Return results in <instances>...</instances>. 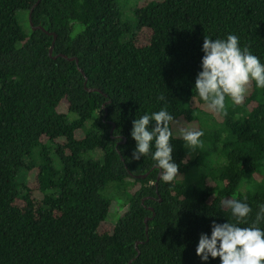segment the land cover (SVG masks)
<instances>
[{"label": "trees", "instance_id": "trees-1", "mask_svg": "<svg viewBox=\"0 0 264 264\" xmlns=\"http://www.w3.org/2000/svg\"><path fill=\"white\" fill-rule=\"evenodd\" d=\"M38 1L0 0V264H201L200 234L232 219L223 200L252 208L242 227L264 204V89L208 111L202 44L235 34L264 63V0H144L134 23L118 0ZM33 7L49 33L23 28ZM161 107L204 131L194 151L171 141V183L131 159L132 121ZM112 189L127 194L116 222Z\"/></svg>", "mask_w": 264, "mask_h": 264}, {"label": "clouds", "instance_id": "clouds-1", "mask_svg": "<svg viewBox=\"0 0 264 264\" xmlns=\"http://www.w3.org/2000/svg\"><path fill=\"white\" fill-rule=\"evenodd\" d=\"M203 56L195 77L196 96L207 110L214 114H226V98L235 105L244 102L252 82L264 89V63L247 47H241L235 34L226 38L205 37L202 44ZM165 100L163 95L158 98ZM173 125H176L175 131ZM135 147L132 160L150 157L153 166L160 170L159 179L164 183L174 182L180 165L173 157L171 141L178 137L190 151L203 146L202 128L190 123L180 125L165 107L146 112L132 121L130 131ZM222 205L230 210L231 220L223 223L213 221L210 234L201 233L196 255L201 264L219 258L220 264H264V204L258 205L255 220L248 226L252 208L246 201L228 198Z\"/></svg>", "mask_w": 264, "mask_h": 264}, {"label": "rangeland", "instance_id": "rangeland-1", "mask_svg": "<svg viewBox=\"0 0 264 264\" xmlns=\"http://www.w3.org/2000/svg\"><path fill=\"white\" fill-rule=\"evenodd\" d=\"M122 10V20L134 23L136 19V15L134 12V8L144 0H118ZM151 1V0H150ZM20 23L22 24L23 28L27 31L30 29L29 23V15H27L26 11L20 10L17 13ZM118 190L112 189L108 191V195L111 198L112 206L111 212L109 214V220L116 222L118 218L123 214L126 207L123 206L122 202L126 201V197L124 198L125 194H120L117 192Z\"/></svg>", "mask_w": 264, "mask_h": 264}, {"label": "water", "instance_id": "water-1", "mask_svg": "<svg viewBox=\"0 0 264 264\" xmlns=\"http://www.w3.org/2000/svg\"><path fill=\"white\" fill-rule=\"evenodd\" d=\"M40 1V0H39ZM39 1L35 4V5H37L38 3H39ZM35 5H34V7H35ZM34 7L31 9V11H30V14H29V19H30V24H31V26H32V28L34 29V30H37V29H42V30H44V31H46V32H50V31H48L44 26H42V25H35L34 24V22H33V20H32V13H33V10H34ZM54 34V40L56 39V37H57V35L55 34V33H53ZM53 49H54V41H53V44H52V47H51V49H50V53L52 54L53 53ZM60 56H63V57H65V58H69V59H76V61L77 62H79V59L77 58V57H68L66 54H63V53H60L59 54ZM59 55H56V56H54L55 58L57 57V56H59ZM81 71L84 73V71L81 69ZM92 90H100V89H92ZM147 174L148 173H146V174H143V175H138V177H146L147 176ZM160 175V174H159ZM159 178V177H158ZM151 209L154 211V209L151 207ZM154 215H155V212H154ZM150 218V217H149ZM149 218H146V223H148V220H149ZM148 225H147V232H148ZM138 243H139V241L137 242V245H138ZM137 250H138V254L140 253V250H139V248H138V246H137ZM132 261V260H131Z\"/></svg>", "mask_w": 264, "mask_h": 264}]
</instances>
